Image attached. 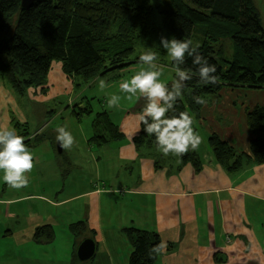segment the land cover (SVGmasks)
Returning a JSON list of instances; mask_svg holds the SVG:
<instances>
[{
	"label": "crops",
	"instance_id": "0c3cea01",
	"mask_svg": "<svg viewBox=\"0 0 264 264\" xmlns=\"http://www.w3.org/2000/svg\"><path fill=\"white\" fill-rule=\"evenodd\" d=\"M167 62L169 60L158 57L157 63L164 70L161 79L165 83L175 79V70L167 66ZM141 67L145 66L132 64L115 75L100 77L107 81L108 87L104 91H94V96L103 97L105 101L112 94L122 97L118 108L98 112L104 113L123 136L109 141L115 145L116 171L111 176L106 172L97 173L101 183H91L83 175H73V171L81 167L71 163L72 170L62 179L68 187L61 188L55 200L34 193L0 200L1 208L7 207L1 215V222L7 223L6 232L10 237L18 236L19 250L28 248L31 257V243L52 245L54 237L48 230L42 233L43 236L37 234L38 221L26 225L27 212L38 219L37 201L52 208L63 205L71 208L68 205L79 203L81 207L74 209L75 214L69 217L71 221L67 227L85 221L87 230L79 235L72 234L69 264H129L133 248L123 233V229L129 227L154 232L160 242H166L167 247L159 254L156 264H264V163L257 165L252 160H245L238 170L229 171L217 162L208 142L209 136L216 134L206 126L208 119L217 118L212 105L219 97L229 104L232 97L228 98V95L237 96L236 92L233 88L221 89L217 98L207 99L199 118H195L193 127L203 137V143L196 150L200 169L195 172L191 164L181 163L174 155L165 157L159 150L135 147L133 138L139 134L136 128L140 127L138 117L143 109H135L139 94L128 100L119 86ZM67 78L75 84L81 82L74 77ZM248 109L242 106L237 117L245 118L246 122ZM94 130L103 133L99 127ZM247 132L244 140H240L239 131H232L230 139L222 140L237 152L249 154L251 135L249 130ZM39 158L36 157L37 164ZM48 173L50 175L45 173L44 177L55 175L57 179V175L63 176L57 168ZM18 203L28 209L16 207ZM19 219L23 220L20 231H11V221L16 220L19 224ZM46 225L53 230V222ZM86 238L95 241V255L87 262H75L76 248ZM34 259L37 263L40 261L36 255Z\"/></svg>",
	"mask_w": 264,
	"mask_h": 264
},
{
	"label": "trees",
	"instance_id": "16d2710c",
	"mask_svg": "<svg viewBox=\"0 0 264 264\" xmlns=\"http://www.w3.org/2000/svg\"><path fill=\"white\" fill-rule=\"evenodd\" d=\"M251 1L42 0L20 10V0H0V77L23 93L26 88L46 82L54 60L60 62L67 77L81 82L115 75L129 65L141 63L139 57L132 58L135 45L147 36H158L164 29L171 38L199 43L200 53L217 67L219 82L205 85L191 58L186 57V63L180 66L191 70L193 78L185 83L182 99L177 100L175 112L170 111L168 116L187 111L199 118L203 105L195 102V96L207 100L223 88L264 89V17ZM260 9H264V0ZM224 41L230 42V56L224 50ZM167 66L175 70L171 60ZM145 105L146 100L140 97L135 109ZM82 111L90 113L87 107ZM97 116L94 128L99 127L104 134L95 133L89 142L101 145L123 137L104 113ZM246 124L251 135L249 154L237 152L215 134L208 138L217 162L229 171L238 170L245 160L264 163V106L248 109ZM15 126L28 147L44 141L38 135L29 138L26 127ZM140 128L133 138L135 147L158 150L155 137L147 135L142 124ZM179 160L199 172L196 151H189ZM69 229L79 235L87 226L85 221H78ZM123 233L133 248L129 264H156L160 253H151L152 247L160 243L156 233L134 227L124 228ZM73 258L80 263L75 255Z\"/></svg>",
	"mask_w": 264,
	"mask_h": 264
},
{
	"label": "rangeland",
	"instance_id": "374dc122",
	"mask_svg": "<svg viewBox=\"0 0 264 264\" xmlns=\"http://www.w3.org/2000/svg\"><path fill=\"white\" fill-rule=\"evenodd\" d=\"M254 1L260 16L263 18L264 9H260L261 0ZM251 3L253 2L251 1ZM161 36L171 38L166 30L162 29L158 36L154 34L150 38L147 36L141 39L135 45L132 58L139 57L150 48L157 53L158 57L164 56L165 60H170L166 50L160 47ZM223 46L227 55L230 56L232 54L230 42L224 41ZM162 51L165 52V55L161 54ZM99 79L102 78L98 77L88 82L75 84L66 77L60 62L57 60L51 63L48 77L43 85L26 88L23 93H19L0 77V127L14 128L16 130L15 124H19L27 128L29 138L33 139L38 135L43 137L42 140H48V142L42 141L29 147L35 158L40 157V163H36L31 173L28 174L30 184L27 188L12 189L3 181V173L0 172V200L15 199L19 195L26 196L33 193L43 196L47 195L55 200L56 195H60L59 191H61V188L68 187L67 183L63 184V182H66V180L63 181V178L72 170L71 163L81 167L79 169L76 168L72 174L83 175L91 183H101L102 179L97 176V173L106 172L110 173L111 176L116 171L117 159L114 143L96 145L88 141L92 140L94 133H98V131L95 132L93 127L98 117V112L103 111V109L111 111V109L107 108V101L103 97L94 96V91L96 89L100 90L98 87ZM233 90L237 96L228 95V98L232 97L229 104L222 102V97H219L218 101L212 105L216 111L217 118L208 119V122H206L207 128L215 131V135L221 140L230 139L232 131L243 133V136L241 133L239 135L241 137L240 140H244L248 129L246 128L245 118L240 120L237 117L239 109L242 106L248 108H252L255 105L264 106V89L245 90L244 88H233ZM217 97L218 95H213L207 97V99ZM139 99L140 96L137 98L135 105ZM86 107L90 110V113L82 111ZM142 109H137V111ZM58 127H65L76 140L71 150L61 148V154L57 153L58 141L56 137L58 133L56 129ZM55 168L62 172V177H58V175L57 179L55 175L44 177L45 173L50 175L48 172L53 171ZM37 203H39V209L37 210L38 219L31 212H27L26 217L28 220L26 225H32L35 221H38L37 234L43 236L42 233L48 230L49 234L51 233L54 237L52 245L39 246L31 243L30 247L33 250L31 257L28 248L24 249L22 247L19 250L18 236L16 238L10 237L9 232H6L7 223L1 222V215L3 211L7 210V207L1 208L0 206V264L70 263L73 235L67 225L71 221L69 217L75 214L74 209L80 208L81 205L73 203L68 205L71 208H67L66 205L52 208L45 206L43 201H37ZM15 206L21 209H28V206H22L19 203ZM72 207H74L73 210ZM15 221H11V231L13 230L17 233V230L20 231L23 220L21 219L19 224H16ZM51 222L54 224L53 230L49 225H46ZM35 232L36 229L33 233ZM35 255L40 259L38 263L34 261Z\"/></svg>",
	"mask_w": 264,
	"mask_h": 264
},
{
	"label": "clouds",
	"instance_id": "9594fccd",
	"mask_svg": "<svg viewBox=\"0 0 264 264\" xmlns=\"http://www.w3.org/2000/svg\"><path fill=\"white\" fill-rule=\"evenodd\" d=\"M160 47L166 50L175 65L176 79L170 86L161 79L164 70L163 66L157 63V53L149 48L139 56V61L145 67H141L130 79L120 83L119 87L122 93L127 94L124 98L128 100L137 94L146 100V105L138 117L143 131L155 137L157 148L165 157L171 154L180 158L189 151L198 150L203 143V137L193 127V115L182 111L178 115L168 116L170 111L175 112L177 100L182 99L185 83L193 78L191 70H184L180 66L186 63V57L191 58L200 82L205 85L217 84L219 77L216 75V65L210 64L200 53L199 43H194L191 39H169L161 36ZM98 87L104 91L108 87L107 81L99 79ZM121 99L120 95H110L107 108H118ZM194 100L200 105H206L208 102L200 96H195ZM140 130L138 125L136 133ZM56 131L60 147L71 150L76 143L72 133L65 127H58ZM36 163L38 161L25 143V138L14 128L0 127V172L3 173V181L12 189L27 188L30 184L28 174ZM166 247V242L161 241L152 247L151 253L159 254Z\"/></svg>",
	"mask_w": 264,
	"mask_h": 264
},
{
	"label": "water",
	"instance_id": "95a60500",
	"mask_svg": "<svg viewBox=\"0 0 264 264\" xmlns=\"http://www.w3.org/2000/svg\"><path fill=\"white\" fill-rule=\"evenodd\" d=\"M42 0H20V10H27ZM61 147L57 144V153L61 154ZM96 252V243L93 239L86 238L82 240L76 248L75 256L79 262L91 260Z\"/></svg>",
	"mask_w": 264,
	"mask_h": 264
}]
</instances>
